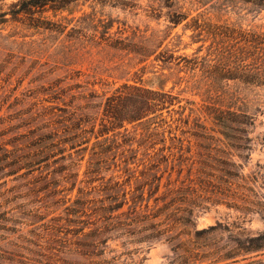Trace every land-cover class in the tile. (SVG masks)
I'll return each mask as SVG.
<instances>
[{"label":"rangeland","instance_id":"obj_1","mask_svg":"<svg viewBox=\"0 0 264 264\" xmlns=\"http://www.w3.org/2000/svg\"><path fill=\"white\" fill-rule=\"evenodd\" d=\"M19 2L0 1L9 21L0 25V264H174L172 247L180 242L201 256L211 250L195 246L193 228L179 225L152 242L114 236L102 256L83 258L74 250L82 240L78 225L68 222L80 218L71 214L80 190L92 200L119 185L120 200L129 193L124 211L141 194L137 188L143 208L151 187L159 185L150 208L157 198L169 200V190L202 191L200 180L208 178L199 173L200 153L208 151L199 145L226 150L194 136L199 125L214 127L212 107L253 118L251 151L246 160L211 152L241 165L234 169L240 179L215 180L224 195L202 192L211 200L193 223L198 230L222 226L208 237L213 248L231 245L227 228L264 233V85L214 82L207 73L238 49L243 65L253 64L250 41L264 39V0H81L63 13L46 9L14 20ZM37 19L43 28H35ZM261 48L247 69L264 65ZM126 84L178 99L162 117L112 131L104 103ZM103 130L108 134L97 139ZM49 131L56 136L40 144L38 135ZM74 137L82 144L72 150ZM39 150L52 157L28 169ZM257 259L264 261V252Z\"/></svg>","mask_w":264,"mask_h":264},{"label":"trees","instance_id":"obj_2","mask_svg":"<svg viewBox=\"0 0 264 264\" xmlns=\"http://www.w3.org/2000/svg\"><path fill=\"white\" fill-rule=\"evenodd\" d=\"M79 1L81 0H20L19 9L12 17L14 20L21 14L35 17L46 9L52 10L54 13H63L68 10L69 6ZM7 15L8 13L6 12L0 13V25L9 22L6 19ZM37 22L39 23L35 25V28H43V26L39 25V19H37ZM253 40L250 43L254 49L251 54L252 61L254 62L247 66L256 64L259 59L257 49L261 47L262 50L264 49L263 38L260 42H258V38L256 39L257 41ZM239 50L240 52L238 53ZM242 55V49H238L237 52L228 54V56L221 55L217 61V65L213 67L212 71L207 70V73L214 82L240 81L250 85H264V65L262 67L253 66L251 69H247V66L243 65L246 59ZM171 59L172 57H170ZM165 62L168 63L170 61ZM176 99L178 98H174L169 93L154 91L143 86H129L126 84L105 100L103 112L105 118L110 121L112 131H114L116 129H124L126 124L132 125L137 123L141 125L144 122L148 123L151 119L162 117L163 111L174 105ZM208 116L212 119L214 127L207 129L206 126L199 125L198 128L207 133L209 130L211 131L209 132L210 134L201 133L200 130V133L198 132L194 136L199 139L215 141L223 145L226 150L216 149V147H211V145H199L200 148L208 151L207 154L200 153L202 161L200 162L199 173L208 178V180H200V186L198 187L202 191L198 188L169 190V196L172 195L169 200L165 196L163 200L157 198L155 199L156 206L150 208L149 202L153 194L159 191V185L154 191L151 187L149 189L150 197L143 208L144 191L143 188H137L136 192L141 191V194H133L132 205L128 207L127 211H124V207L129 204L127 200L129 193L123 191L122 199L120 200L119 193L114 192L115 188H118L119 185L105 187L102 191L104 192V197L96 198V196H93L92 200L87 199V194L83 190H80V197L73 202L71 210L72 215L79 216L80 218L77 221L68 222L77 224L78 226L74 234L82 236V240L75 243L74 250L78 255L83 258L102 256L106 251L108 241L114 236L116 239L126 235L131 237L136 236L140 238V242L161 240L168 236L167 234L171 232L172 228L181 225L185 228H193L195 246L200 248L201 244V247H208L211 250L203 253L201 256L200 252L187 249L185 244L180 242L172 247L175 255L173 259L174 264H204L206 261H209L210 264H264V261L257 259L264 252V233L252 235L242 227H235L236 231L227 228V231L231 233V236L228 238L231 245L227 244L213 248L208 237L224 231L222 226L217 225L198 230L193 223L195 211L204 209V204L209 203L211 200V197H207L208 195L202 192H210V195H224V192L215 183V180H225V182L229 183L225 178L240 179V176L238 173H235L234 169L241 168V165L232 160L218 158L212 155L211 152L227 154L239 160H246L249 157L248 153L251 151V140L247 135L249 134L248 127L254 126L253 118L243 113L232 111L231 107H228L227 110L212 107ZM81 125L82 120L80 118L76 128ZM106 130L99 132L97 139L98 136L103 137L108 134ZM125 131H127L126 128ZM50 132L38 135V142L43 144L53 139L56 134ZM75 139L76 137L70 139L72 150L82 144L81 142L76 143ZM64 152L65 150H61V153ZM43 154L44 151L39 150V153L31 155V161L27 163L28 169H32L35 165H40L43 162H48L52 157L49 154L47 156ZM211 161L213 162L212 164L210 163ZM209 170L212 171L210 172ZM219 173L221 176L218 175ZM208 186H212V189L209 190ZM184 191L189 192V194L184 193ZM111 192L113 193L111 194ZM169 196L167 194V197ZM229 197L235 198L236 193L231 194ZM68 202H71V200ZM159 202H162V207L158 206ZM69 210V208H66V211L69 212ZM86 229H90V231L86 233ZM180 235H182V232L167 240L171 243ZM0 260H4V258L0 256ZM63 262L69 264L68 261L63 260Z\"/></svg>","mask_w":264,"mask_h":264}]
</instances>
